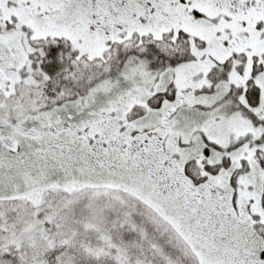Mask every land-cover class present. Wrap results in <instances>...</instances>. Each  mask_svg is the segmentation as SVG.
<instances>
[{
	"label": "rangeland",
	"instance_id": "obj_1",
	"mask_svg": "<svg viewBox=\"0 0 264 264\" xmlns=\"http://www.w3.org/2000/svg\"><path fill=\"white\" fill-rule=\"evenodd\" d=\"M92 1L0 0V100L40 107L15 101L5 117L0 103V200L116 190L198 264H264V0H189L193 20ZM148 39L156 57L142 55ZM48 51L75 58L53 82ZM8 250L0 264H45Z\"/></svg>",
	"mask_w": 264,
	"mask_h": 264
},
{
	"label": "trees",
	"instance_id": "obj_2",
	"mask_svg": "<svg viewBox=\"0 0 264 264\" xmlns=\"http://www.w3.org/2000/svg\"><path fill=\"white\" fill-rule=\"evenodd\" d=\"M148 40L142 55L149 58L155 56L149 50L157 48L156 40ZM53 55L48 51L42 60L50 82L66 74L67 63L75 61L71 55L55 65ZM19 97L1 98L8 107L4 116L15 101L26 114L40 108L34 102L23 104ZM109 194L93 202L89 192L72 196L48 190L37 207L22 199L0 200V246L8 247L9 257L20 255L27 263L57 264L62 258L64 264H198L193 251L141 202L116 190Z\"/></svg>",
	"mask_w": 264,
	"mask_h": 264
},
{
	"label": "flooded vegetation",
	"instance_id": "obj_3",
	"mask_svg": "<svg viewBox=\"0 0 264 264\" xmlns=\"http://www.w3.org/2000/svg\"><path fill=\"white\" fill-rule=\"evenodd\" d=\"M188 1L189 0H120V2L123 4L122 5L123 7L120 10H121L122 14L125 17H127L126 19H128V18L130 19L131 17H132L131 19H133L135 16V13H134V11H132L131 8H129V7H131L130 5L136 6L135 9L143 10L144 16L154 15L153 11L149 10L148 7H150V9L157 11V13L160 16H161V12L159 10H164V8L172 9V7L173 8L183 7V10H184L185 15L187 17V18L185 17V19L193 20L192 15H194V14H196L197 16L200 15L198 13V12H200V7L199 6L194 7V6L188 5ZM92 5H93V7H96V8H102V6H105V0H93ZM230 6H235V5H230ZM144 8H146V11H144ZM230 10H232L234 12V9H230ZM233 12H228V14L229 13L232 14ZM216 17H218V16H216ZM97 18L98 17H96V19ZM140 19L138 20V24L143 25L144 23H143V21H140Z\"/></svg>",
	"mask_w": 264,
	"mask_h": 264
}]
</instances>
